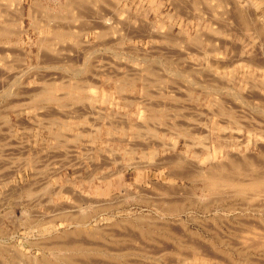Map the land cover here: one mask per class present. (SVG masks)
Wrapping results in <instances>:
<instances>
[{
	"label": "rangeland",
	"instance_id": "374dc122",
	"mask_svg": "<svg viewBox=\"0 0 264 264\" xmlns=\"http://www.w3.org/2000/svg\"><path fill=\"white\" fill-rule=\"evenodd\" d=\"M13 1L0 0V25L20 31L0 42V264H264V191L202 180L236 162L264 173V95L250 94L264 74L244 61L264 56V0Z\"/></svg>",
	"mask_w": 264,
	"mask_h": 264
},
{
	"label": "bare ground",
	"instance_id": "6f19581e",
	"mask_svg": "<svg viewBox=\"0 0 264 264\" xmlns=\"http://www.w3.org/2000/svg\"><path fill=\"white\" fill-rule=\"evenodd\" d=\"M10 1V0H9ZM15 1V0H14ZM13 1V2H14ZM34 1V0H33ZM52 1V0H51ZM73 1V2H72ZM81 1H85V0H65L64 1V3H62L60 6H59V10H61V9H63V8H73L74 7V4H77V5H79V4H81L82 2ZM92 1L93 0H91V3H92ZM171 1V0H170ZM186 1V0H185ZM188 1V0H187ZM186 1V2H187ZM196 1V0H195ZM200 1V0H199ZM206 1V0H205ZM213 1H216V0H213ZM219 1V4L222 6L225 2L226 3H229L230 2V0H218ZM234 1H236V0H234ZM233 1V2H234ZM86 2V1H85ZM94 2V1H93ZM198 2V1H197ZM201 2H202V0H201ZM212 2V1H211ZM221 2H223V4H221ZM232 1L230 2V3H233ZM238 2V1H237ZM6 4H8V3H6ZM12 4V3H11ZM33 4V3H32ZM85 4V3H84ZM84 4H82V5H84ZM88 4V3H87ZM86 4V5H87ZM96 4V3H95ZM174 4V3H173ZM176 4V3H175ZM185 4V3H184ZM202 4V3H201ZM218 4V5H219ZM3 5V4H2ZM14 5V4H13ZM18 5V4H17ZM21 5V4H20ZM36 5V4H35ZM89 5H90V2H89ZM91 5H93V4H91ZM97 5V4H96ZM96 5H95V7H96ZM99 5V4H98ZM186 5V4H185ZM190 5V4H189ZM216 5H217V2H216ZM226 4H224L223 6H225ZM232 5V4H231ZM235 5H236V2H235ZM32 6V5H31ZM80 6V5H79ZM78 6V7H79ZM180 6V5H179ZM188 6V5H187ZM204 6V5H203ZM203 6H202V8H203ZM214 6V5H213ZM222 6V7H223ZM232 6H234V5H232ZM0 7H1V3H0ZM7 7V6H6ZM6 7H5V9H6ZM9 7H11V6H9ZM14 7V6H13ZM17 7V6H16ZM75 7H76V5H75ZM74 7V8H75ZM78 7H76V10H77V8ZM80 7H82V6H80ZM93 7V6H92ZM101 7V6H100ZM181 7V6H180ZM199 7V6H198ZM226 7V6H225ZM238 6H236V10L238 9L237 8ZM20 8V7H19ZM70 8V9H71ZM94 8V7H93ZM174 8V7H173ZM176 8V7H175ZM189 8V7H188ZM191 8V7H190ZM193 8V7H192ZM191 8V9H192ZM224 8V7H223ZM244 8V7H243ZM3 9H4V7H3ZM4 9V11H7L8 12V10H5ZM30 9L32 10V9H34V7L33 8H31L30 7ZM88 9V8H87ZM92 9V8H91ZM100 9V8H99ZM185 9V8H184ZM199 9V8H198ZM201 9V8H200ZM199 9V10H200ZM213 9V8H212ZM229 9V8H228ZM1 11H3L2 9H0ZM17 10V9H16ZM20 10H22V7H21V9ZM20 10H17V14H19V13H21L20 12ZM36 10V9H35ZM95 10V9H94ZM236 10H234V11H236ZM245 10V9H244ZM249 10V9H248ZM248 10H245L244 11V13H246V11H248ZM11 11H14V12H16L15 10H14V8H13V10H11ZM29 11V10H28ZM71 11V10H70ZM178 11V10H177ZM202 11V10H201ZM200 11V12H201ZM212 11H214V10H212ZM216 11V10H215ZM225 11V10H224ZM227 11V10H226ZM225 11V12H226ZM230 11V10H229ZM10 12V11H9ZM8 12V13H9ZM74 12V11H73ZM78 12V11H77ZM80 12V11H79ZM95 12V11H94ZM101 12V11H100ZM127 12V11H126ZM181 12V11H180ZM198 12V11H197ZM210 12H211V9H210ZM218 11H216V13H217ZM220 12H222V11H220ZM219 12V13H220ZM4 13V12H3ZM10 13H12L14 16H16L17 14H14L13 12H10ZM9 13V14H10ZM39 13V12H38ZM83 13V12H82ZM82 13H80V15L82 14ZM219 13H217V14H214L215 15V18L214 19H216L217 17H218V14ZM227 13V12H226ZM9 14H8V16H9ZM78 13H76V15H77ZM105 14V13H104ZM225 14V13H224ZM234 14V13H233ZM3 15V14H2ZM2 15H1V13H0V20H3L1 17H2ZM12 15V16H13ZM29 16L31 15V14H28ZM32 15H33V13H32ZM41 15V14H40ZM39 15V16H40ZM46 15V14H45ZM69 15V14H68ZM74 15V14H73ZM84 15H86V14H84ZM92 15V14H91ZM211 15H212V13H211ZM217 15V16H216ZM223 15V13L222 14H220L219 16L221 17ZM231 15V14H230ZM236 15V14H235ZM246 15V14H245ZM18 16V15H17ZM56 16H58V15H55L54 17H56ZM77 16H79V14L77 15ZM87 16V15H86ZM109 16V15H108ZM229 16V15H228ZM4 17V16H3ZM5 17H6V14H5ZM4 17V18H5ZM21 17V19L24 17H22V16H20ZM26 17H27V15H26ZM38 17V16H37ZM36 17V18H37ZM52 17V14H51V16L49 17V20L50 19H52L51 21H53V18H51ZM61 17V16H60ZM75 16H73L72 18H71V20L74 18ZM121 17V16H120ZM212 17V16H211ZM225 17V16H224ZM223 17V18H224ZM247 17L248 18H253V17H251V14H247V16H246V19H247ZM31 17H29V19H30ZM33 18H35V17H33ZM32 18V19H33ZM40 18H41V16H40ZM80 18H82V15H81V17H79L78 19H80ZM88 18V17H87ZM95 18H97V17H95ZM219 18V17H218ZM238 18V17H237ZM7 19V18H6ZM31 19V20H32ZM38 19V18H37ZM63 19V18H62ZM67 19V18H66ZM77 18H76V20H78ZM86 19V18H85ZM101 19H104V20H101ZM105 19H107V18H98L97 20L95 19V21L96 22H98L99 24L100 23H103L105 26H106V24H108L109 22V20H105ZM213 19V18H212ZM213 19V20H214ZM225 19V18H224ZM245 19V18H244ZM255 18H253V21L252 22H256L255 20H254ZM23 20V19H22ZM46 20V19H45ZM55 20V22L57 21H61V23H63V21H64V19L63 20H58L57 18L56 19H54ZM68 20V19H67ZM74 20H75V18H74ZM73 20V21H74ZM83 20V19H82ZM82 20H80L79 21V23L82 21ZM92 20V19H91ZM221 21H225V20H222V18L220 19ZM248 20V19H247ZM252 20V19H251ZM251 20H249L248 22L250 23L251 22ZM6 21V20H5ZM17 21V20H16ZM32 21H34V20H32ZM48 21V20H47ZM86 21V20H85ZM84 21V23H86ZM102 21V22H101ZM215 21V20H214ZM14 22H15V19H13V18H11L9 21H8V24H5V25H0V42H2V39H8V38H10V37H12V36H14L13 34L15 33V31H16V33H18L17 32V30H15L14 32H13V30H14V28H10V26L12 25V24H14ZM19 22V21H18ZM31 22V21H30ZM41 22V21H40ZM55 22H54V25L56 26L54 29H53V32H54V34H56L57 35V37H55L57 40L58 39H60V37H62V36H64V34H66V31L65 32H63L62 30L65 28V26H60V27H58L56 24H55ZM68 22H70L71 23V21H69L68 20ZM91 22V21H90ZM112 23H113V21H111ZM118 22H123V21H118ZM127 22V21H126ZM240 22V21H239ZM20 23H21V21H20ZM47 23V22H46ZM49 23H51L50 21H49ZM83 23V22H82ZM136 23V22H135ZM145 23V22H144ZM215 23V22H214ZM213 23V24H214ZM1 24V23H0ZM97 24V23H96ZM124 24H126V23H124ZM138 24V23H137ZM210 24H211V22H210ZM220 24V23H219ZM7 25H9V26H7ZM22 25V24H21ZM46 25V24H45ZM79 25H81V24H79ZM88 25H90V24H88ZM92 25V24H91ZM94 25V24H93ZM113 25V24H112ZM221 25V24H220ZM239 25V24H238ZM253 25V24H252ZM49 26H52V25H49ZM83 26V25H82ZM100 26H102V25H99V29H100ZM105 26L104 27H102L103 28V30H105ZM115 26V25H114ZM114 26H112V27H114ZM146 26V25H145ZM162 26V25H161ZM243 26V25H242ZM250 26V25H249ZM259 26V25H258ZM13 27V26H12ZM14 27H16V26H14ZM33 28L35 27V26H32ZM40 27V26H39ZM54 27V26H53ZM67 27V26H66ZM69 27V26H68ZM85 27V26H84ZM87 27H89V26H87ZM86 27V28H87ZM93 27V26H92ZM96 27H97V25H96ZM108 28L109 27H111V25H109V26H107ZM121 27V26H120ZM211 27V26H210ZM257 27V26H256ZM17 28H19V26L17 27ZM16 28V29H17ZM73 28V27H72ZM74 28H75V25H74ZM77 28V27H76ZM78 28H80V27H78ZM95 28V27H94ZM115 28V27H114ZM118 28V27H117ZM131 28V27H130ZM140 28V27H139ZM138 28V29H139ZM146 28V27H145ZM213 28V27H212ZM247 28V27H246ZM249 28V27H248ZM254 28V27H253ZM258 28V27H257ZM62 29V30H61ZM83 29V28H82ZM97 29H98V27H97ZM98 29V30H99ZM113 29V28H112ZM133 29V28H132ZM35 30V29H34ZM86 30V29H85ZM115 30H116V28H115ZM122 30H123V28H122ZM125 30V29H124ZM128 30V29H127ZM214 30V29H213ZM218 30V29H217ZM216 30V31H217ZM24 31V30H23ZM81 31V30H80ZM216 31H215V33H216ZM219 31V30H218ZM26 32V31H25ZM98 32H100V31H98ZM112 32V31H111ZM130 32V31H129ZM133 32V31H132ZM132 32H130V33H132ZM135 32H136V30H135ZM198 32V31H197ZM15 33V34H16ZM19 33H20V31H19ZM18 33V34H19ZM21 33H22V31H21ZM105 33V32H104ZM108 33V32H107ZM150 33V32H149ZM159 33V32H158ZM218 33V32H217ZM100 34V33H99ZM98 33H97V35H99ZM106 34V33H105ZM127 34V33H126ZM202 34V33H201ZM211 34V33H210ZM38 35V34H37ZM101 35H102V33H101ZM101 35H99V36H101ZM138 35V34H137ZM155 35V34H154ZM158 35V34H157ZM209 35V34H208ZM211 35H214V34H211ZM103 36V35H102ZM140 36V35H139ZM159 36V35H158ZM196 36H199L200 37V35H197L196 34ZM194 37V38H196L197 39V37ZM202 36V35H201ZM203 36H204V33H203ZM48 37V36H47ZM98 37V36H97ZM95 38V39H97L98 40V38H101V37H98V38ZM133 37V36H132ZM205 37H206V35H205ZM210 37V36H209ZM42 38H45V37H42ZM49 38H53V36H51V37H49ZM160 38H161V36H160ZM164 38V37H163ZM194 38H192V39H194ZM208 37H206V39H207ZM16 39V38H15ZM196 39L194 40V41H196ZM204 39V38H203ZM45 40V39H44ZM170 40H171V38H170ZM174 40V39H173ZM198 40H199V38H198ZM61 41V40H60ZM169 41V40H168ZM202 41V40H201ZM201 41H199V42H201ZM207 41H209V39L207 40ZM61 42H63V41H61ZM170 42H172V41H170ZM192 42H193V40H192ZM198 42V41H197ZM199 42H198V44H199ZM210 42H212V43H210ZM8 43V42H7ZM15 43H17V42H15ZM39 43V42H38ZM174 43V42H173ZM191 43V42H190ZM194 43V42H193ZM209 43L210 44H213V41H209ZM56 43H54V45H55ZM58 44V43H57ZM11 45V44H10ZM50 45V44H49ZM48 45V46H49ZM52 45V44H51ZM78 45H80L79 43H78ZM194 45H196L195 43H194ZM1 47H0V57L2 58V60H4L5 61V59H6V57L3 59V53H5V51H4V49H5V47L3 48V46L2 45H0ZM4 46H6L5 45V42H4ZM53 46V45H52ZM188 46V45H187ZM213 46H214V44H213ZM214 47H216V46H214ZM3 50H2V49ZM6 49H8L7 47H6ZM5 49V50H6ZM10 50H11V48H9ZM8 49V50H9ZM186 49V48H185ZM215 49V48H214ZM213 49V50H214ZM13 50V49H12ZM41 48H40V52H41ZM45 51V50H44ZM58 51V50H57ZM84 51V50H83ZM211 51V50H210ZM6 52H7V50H6ZM8 52H12V51H8ZM39 52V53H40ZM56 52V51H55ZM215 52V51H214ZM12 53H15V52H12ZM12 53H10V55H12ZM58 54H60V53H58ZM57 55V54H56ZM12 56H14V55H12ZM43 56V55H42ZM41 56V57H42ZM207 56V55H206ZM10 57V56H9ZM45 57V56H44ZM252 58V57H251ZM1 60V59H0ZM13 59L11 58V61H12ZM16 60V59H15ZM60 60V59H59ZM245 60V59H244ZM2 62L3 64H5V62ZM212 61V60H211ZM251 61V60H250ZM69 62V61H68ZM72 62V61H71ZM74 62V61H73ZM72 62V63H73ZM209 62H210V59H209ZM216 62V61H215ZM254 62V61H253ZM8 63V62H7ZM212 63V62H211ZM214 63V62H213ZM257 63V62H256ZM262 63V62H261ZM261 63H259V65L261 64ZM89 64V63H88ZM221 64V63H220ZM251 64H252V62H251ZM254 64V63H253ZM6 65V64H5ZM258 65V66H259ZM262 65H264L263 63H262ZM197 66V65H196ZM221 66H223L222 64L220 65V67ZM256 66V65H255ZM257 66V67H258ZM12 67V66H11ZM218 67V66H217ZM261 67V66H260ZM10 68V67H9ZM154 68V67H153ZM215 68V67H214ZM264 68V67H263ZM11 69V68H10ZM13 69H14V67H13ZM151 69V68H150ZM183 69V68H182ZM0 70H3V68L2 69H0ZM6 70H8V69H6ZM90 70V69H89ZM10 71V70H9ZM23 71V70H22ZM146 71V70H145ZM152 71L153 70H151V73H152ZM185 71V70H184ZM1 72V71H0ZM150 72V71H149ZM156 73H157V71H155ZM154 72V73H155ZM2 73V72H1ZM0 73V74H1ZM155 73V74H156ZM4 74V73H3ZM2 74V75H3ZM153 74V73H152ZM106 75H107V73H106ZM151 75V74H150ZM149 75V76H150ZM5 77V76H4ZM86 77V76H85ZM147 77V76H146ZM40 78V77H39ZM83 78V77H82ZM8 79V78H7ZM4 80V79H3ZM81 80V79H80ZM84 80V79H83ZM42 81V80H41ZM75 84V83H74ZM86 84V86H87V82L85 83ZM84 84V85H85ZM124 84V83H123ZM77 85V84H76ZM89 85V84H88ZM92 84H90V88L92 87L91 86ZM217 85V84H216ZM78 86L79 87H81L82 88V86H80L79 84H78ZM87 87H89V86H87ZM94 87V86H93ZM97 87V86H96ZM219 87H220V84H219ZM85 88V87H84ZM90 88H88V89H90ZM117 88V87H116ZM120 88H122L121 86H120ZM86 89V88H85ZM77 90V88L75 89V91ZM80 90V89H79ZM92 90H93V88L91 89V91L90 90H87V91H90V92H92ZM81 91V90H80ZM50 92H52V91H50ZM64 93H66V92H64ZM63 93V94H64ZM253 93V92H252ZM251 94V93H250ZM255 95V94H254ZM253 95V96H254ZM252 96V97H253ZM255 98V97H254ZM259 98V97H258ZM82 114V113H81ZM77 115V114H76ZM81 116H83V115H81ZM65 118V117H64ZM176 125V124H175ZM186 130H188V129H186ZM185 130V131H186ZM192 130V129H191ZM191 130H190V132H191ZM187 132V131H186ZM191 134V133H190ZM178 135V134H177ZM248 158V157H247ZM234 160V159H233ZM251 160V159H250ZM254 160H256L255 158H254ZM263 160V159H262ZM181 161H179V163H180ZM253 162V161H252ZM251 162V163H252ZM261 162V161H260ZM263 162V161H262ZM182 163V162H181ZM242 163H244V162H242ZM242 163H240V164H242ZM264 163V162H263ZM183 164V163H182ZM238 164H239V162H238ZM237 164V162H236V165H235V163H233L232 165H235V169L234 170H230V171H228L227 173H221V171L219 172V171H215V170H213V169H211V170H209L208 172H204L202 175H203V178H202V180L204 181V182H208L209 183V186L210 187H207V189L209 190L210 188L211 189H215V187H218L219 185H220V183H222V184H224V185H230V184H232V183H236V184H241L242 182H244V183H249V185H248V188L250 189V190H252V192L253 193H257V192H259V191H264V181H261V179H262V177L264 176V173L262 174V175H258V172L256 173V172H254V171H239V168H240V166ZM261 164V163H260ZM225 165V164H224ZM227 165V164H226ZM256 165V164H255ZM258 165V164H257ZM180 166H182L181 164H180ZM242 167L241 168H244V166H246L245 164H244V166L243 165H241ZM262 166V165H261ZM187 167V166H186ZM219 167V166H218ZM227 168H229V165H227ZM247 168H249V167H247ZM261 168V167H260ZM181 169H183V168H181ZM188 169V168H187ZM223 169V168H222ZM233 169V168H232ZM250 169V168H249ZM179 170V169H178ZM185 170V169H184ZM183 170V171H184ZM243 170H245V169H243ZM181 171V170H180ZM260 171H262V170H260ZM259 171V172H260ZM185 173H186V171H184ZM191 173V172H190ZM201 173H202V171H201ZM182 174H184V173H182ZM187 174V173H186ZM243 174V178H241V175ZM187 175H189V174H187ZM244 175H245V177L246 178H244ZM188 177V176H187ZM247 180V181H246ZM263 180H264V178H263ZM246 181V182H245ZM222 186V185H221ZM242 188H247V187H242ZM217 189V188H216ZM227 188H225V190H226ZM205 190H206V188H205ZM219 190V189H218ZM223 190V189H222ZM235 190V189H234ZM240 190H242L241 189V187H240ZM227 192V191H226ZM247 192H249V191H247ZM246 193V192H245ZM250 193V192H249ZM248 193V194H249ZM221 194V193H220ZM251 194V193H250ZM252 195V194H251ZM246 196V195H245ZM253 197H255V196H258V195H255L254 196V194L252 195ZM182 235V234H181ZM180 234H179V236L180 237H183L182 239H184V237H185V235L183 236H181ZM188 237V236H187ZM186 238V237H185ZM189 238V237H188ZM189 239H185V240H182V242L184 241L185 242V245L187 246V244L186 243H188V242H186V241H188ZM78 241H80V240H77V241H75L76 243L78 242ZM194 241V240H193ZM192 240L189 242V244L190 243H192L193 242ZM74 242V243H75ZM183 242V243H184ZM245 242V241H244ZM68 242H66V244H67ZM72 243V242H71ZM70 243V244H71ZM79 244H80V242H78ZM82 243V242H81ZM89 244V243H88ZM88 244H86V245H88ZM198 244V243H197ZM78 245V244H77ZM84 245V244H83ZM85 245V246H86ZM90 245V244H89ZM88 245V246H89ZM104 245V244H103ZM103 245H102V247H103ZM199 245V244H198ZM189 246V245H188ZM195 246V245H194ZM193 246V247H194ZM64 247V246H63ZM90 247V246H89ZM89 247H88V250H89ZM190 247V246H189ZM68 248V247H67ZM77 248V247H76ZM75 248V249H76ZM82 248V247H81ZM95 248V247H94ZM93 248V249H94ZM195 248H196V246H195ZM197 248H198V246H197ZM196 248V249H197ZM199 248H201V246H199ZM96 249H97V247H96ZM106 249H107V247H106ZM194 249V248H193ZM202 249V248H201ZM83 250V249H82ZM81 250V251H82ZM87 250V251H88ZM101 250V249H100ZM100 250H99V248H98V251H99V253H100ZM77 251V250H76ZM78 251H80V249L78 250ZM91 251V250H90ZM89 251V252H90ZM94 251V250H93ZM107 251V250H106ZM113 251V250H112ZM193 251V250H192ZM197 251V250H196ZM196 251H195V253H196ZM199 251V253H200V250H198ZM68 252V251H67ZM72 252H73V250H72ZM103 252V251H102ZM203 252V251H202ZM104 253H105V251H104ZM110 253V252H109ZM75 254H76V252H75ZM94 254V253H93ZM59 255V254H58ZM82 255H84V254H82ZM105 255V254H104ZM107 255V254H106ZM76 256V255H75ZM93 255H91L90 256V258L89 257H87V259L89 258L90 260L93 258L92 257ZM185 256V255H184ZM183 256V257H184ZM92 257V258H91ZM62 258H64V257H62ZM76 258V257H75ZM81 258V257H80ZM80 258H78L79 260L77 261V263L76 264H83V263H85V262H83V263H80ZM187 257H184V259H186ZM188 258H189V256H188ZM59 259H61V258H59ZM69 259V258H68ZM72 259V258H71ZM74 259V258H73ZM88 259V260H89ZM20 260V259H19ZM66 260V259H65ZM75 260V259H74ZM74 260H72V261H74ZM94 260V259H93ZM69 261H70V259H69ZM69 261H67L68 263H69ZM76 261V260H75ZM74 261V262H75ZM86 261V260H85ZM45 262H46V260H45ZM48 262V261H47ZM58 262V261H57ZM63 262H64V260H63ZM73 262V263H74ZM82 262V261H81ZM91 262V261H90ZM50 263V262H49ZM48 263V264H49ZM66 263V262H65ZM70 263H72V262H70ZM86 263H87V261H86ZM85 263V264H86ZM17 264V263H16ZM47 264V263H46ZM54 264V263H53ZM58 264V263H57ZM60 264V263H59ZM63 264V263H62ZM67 264V263H66ZM75 264V263H74ZM88 264V263H87ZM90 264V263H89Z\"/></svg>",
	"mask_w": 264,
	"mask_h": 264
},
{
	"label": "crops",
	"instance_id": "0c3cea01",
	"mask_svg": "<svg viewBox=\"0 0 264 264\" xmlns=\"http://www.w3.org/2000/svg\"><path fill=\"white\" fill-rule=\"evenodd\" d=\"M249 59H252V60L254 59V62H257V63H261V62L264 63V56H261V57H257V56L254 57V56H252V58H248V59H245L244 60L245 63L248 64V65H250L257 73L258 72H261V73L264 74V69L261 70L258 67H256L255 65H251V64L247 63V60H249ZM221 60H223V58L218 57L217 63L219 64L221 62ZM254 94H256V95H264V88H260L259 91L251 93V95H254Z\"/></svg>",
	"mask_w": 264,
	"mask_h": 264
}]
</instances>
